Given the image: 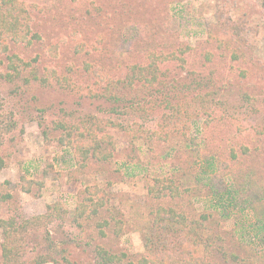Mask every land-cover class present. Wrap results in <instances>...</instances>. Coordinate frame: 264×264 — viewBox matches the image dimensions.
Returning a JSON list of instances; mask_svg holds the SVG:
<instances>
[{"label":"rangeland","instance_id":"obj_1","mask_svg":"<svg viewBox=\"0 0 264 264\" xmlns=\"http://www.w3.org/2000/svg\"><path fill=\"white\" fill-rule=\"evenodd\" d=\"M20 1L42 40L12 44L10 53L38 58L47 82L0 81L5 158L0 191L12 194L0 202V217L19 212L30 223L19 233L18 264H100L99 245L136 260L159 205L191 219L212 213L206 223L220 235V246L212 243L210 264H264V233L258 226L264 222L263 204L257 202L247 215L239 200L238 215L219 213L225 193L235 186L242 198L251 178L264 188V0ZM154 53L170 59L152 56L158 82L135 98L145 111L114 113L105 99L95 97L106 83L87 64L124 78L132 64L148 66ZM45 68L54 73L47 76ZM59 122L109 126L111 160L91 158L82 167L60 145ZM110 122H135L146 136L132 139ZM208 160L216 161L214 170ZM155 177L174 178L180 195L149 193L148 180ZM24 179L33 182L31 191L22 188ZM92 185L105 192L106 204L85 222L76 205ZM104 219L110 222L105 237L96 225ZM116 219L123 222L120 234Z\"/></svg>","mask_w":264,"mask_h":264},{"label":"trees","instance_id":"obj_2","mask_svg":"<svg viewBox=\"0 0 264 264\" xmlns=\"http://www.w3.org/2000/svg\"><path fill=\"white\" fill-rule=\"evenodd\" d=\"M31 21L30 10L24 2L20 0H0V81L12 83L18 79H25L27 82L31 80L41 83L47 82L46 78L39 74L38 58L25 60L17 53H10L12 44L32 46L42 40V36L33 30ZM178 50L184 51L180 47ZM51 53L56 54L55 47ZM152 56H156V54H150L149 58L152 59V62L148 66L138 63L132 64L124 78H115L104 73L101 68L93 69L91 64H87L86 68L93 73V76L106 83L100 92L96 91L94 93L95 97L105 99L106 105L109 104L111 111L114 113L123 114L124 108L133 114L145 111V106L136 105L135 98L138 97L136 92L146 90L150 85L158 82L159 73L156 70V61ZM207 57H210L209 53ZM156 58L166 61L170 59V56L157 54ZM181 59L184 60V58ZM150 68H152L150 70L151 76L147 77L145 72ZM45 70L47 76L51 72L54 73V70L50 68H45ZM55 77L60 81L59 77ZM71 79L72 76L69 75L65 81ZM141 79H146L148 83L139 84ZM158 85L163 86L165 84L159 80ZM56 127L62 132L59 136L60 145L69 148L82 167L86 166L91 158L108 161L113 157L115 146H113L110 135L106 132V129H110L109 126L90 124L83 127L59 122ZM110 127L122 129L132 139L146 136L145 130L135 122L129 124L110 122ZM168 131L170 130L166 132ZM1 133L2 129L0 128V148L2 145ZM162 133L164 132L159 133L161 137L163 136ZM4 164L5 158L0 154V168ZM215 164V160H208L207 162V166L212 170L215 169ZM23 181L22 188L25 191H31L33 182L29 179ZM175 181L171 177H155L153 180H148V192L156 198L164 196L165 193L163 192L165 191H169L168 194L173 197H178L180 190ZM235 187L225 193L226 202L223 204L222 210L219 211L224 218L238 215L239 212L236 211H241V208H237L239 200H243V203H245L243 209L247 215H250L251 211H255L257 202L262 203L264 207V188L260 181L255 178L250 179L249 186L243 194V197L246 196L244 198H242V190L239 185ZM105 195V192L99 186H88L83 191V197L78 199L76 205L77 213L80 214L83 221L88 222V220L96 218L100 214L101 209L106 204ZM11 198L12 194L10 192L0 191V202L9 201ZM211 217L212 213H204L201 214L200 218L191 219L187 214L171 206L159 205L153 210L149 219L144 237L145 251L139 258L136 260L130 259L126 252H115L99 245L96 250L98 262L100 264H210V247L212 243L217 244V247L220 246L217 242L220 235L215 233L212 228L208 227L210 225L206 223ZM29 224L19 212L8 218L0 217L2 264H18L22 261L18 237L20 231H25ZM96 225L100 234L103 237L107 236L106 228L110 226L109 220H98ZM122 225L123 222L116 219L115 231L117 234L121 233ZM258 226L264 233V222L259 223ZM200 250H203L206 254L205 257L197 256L196 252H200ZM232 256L237 257L235 254H232Z\"/></svg>","mask_w":264,"mask_h":264}]
</instances>
